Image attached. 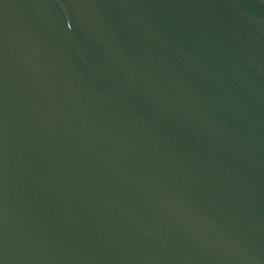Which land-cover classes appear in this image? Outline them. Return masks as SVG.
Instances as JSON below:
<instances>
[{
  "label": "water",
  "instance_id": "1",
  "mask_svg": "<svg viewBox=\"0 0 264 264\" xmlns=\"http://www.w3.org/2000/svg\"><path fill=\"white\" fill-rule=\"evenodd\" d=\"M0 264H264V0H0Z\"/></svg>",
  "mask_w": 264,
  "mask_h": 264
}]
</instances>
